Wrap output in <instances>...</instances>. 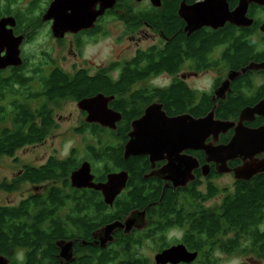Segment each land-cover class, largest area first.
I'll return each instance as SVG.
<instances>
[{"label": "flooded vegetation", "instance_id": "af4514ba", "mask_svg": "<svg viewBox=\"0 0 264 264\" xmlns=\"http://www.w3.org/2000/svg\"><path fill=\"white\" fill-rule=\"evenodd\" d=\"M115 1L111 9L100 14H96V11L101 8L102 2L88 1L89 17L83 25L66 22V31L62 37H57L53 28L61 24V21L53 14L45 17L54 0H0V20L11 18L13 23H8L0 32V57L6 55L9 43H17L21 60L19 65H8L1 69L0 81L5 84L4 80L10 78L14 80L13 86L16 89L21 88L20 81L26 83L22 87L23 94L16 102L18 109L25 111L24 115L18 114L19 122L23 121L24 126L29 123L44 126L48 130L56 124L54 103L71 101L77 106L79 100L99 94L108 98L107 108L119 116L115 128H111L100 121H88V113L77 106L76 125L71 128L79 137L76 146L70 147L66 156L61 158L54 155L44 158L41 155L37 158L42 160L38 164H21L16 175V189L21 194L17 205L33 197L37 202L29 207L46 208L54 200L51 192L55 189L61 201L58 208L63 212L59 223L63 224L67 233L57 241L72 242L73 254H70L69 260L61 258L55 243L57 241H54L56 252L50 254L43 253V246L42 251L38 250L33 255L26 254L25 247L16 248L11 254H0L6 264H126L130 263L126 254L133 253L143 264H155V255L172 245L183 244L186 250L192 252L185 242L187 226L183 227L181 221L196 217L193 209L198 205L199 199L189 201L190 198L184 197L191 190L188 185L195 182L196 193L210 194L202 205L210 203L205 207L220 223L226 218L224 204L236 193L238 184L253 182L264 175L257 173L249 180L237 179L233 171L244 163L240 157L228 159L226 166L229 171L220 172L215 161H205L203 150L187 149L179 155H190L198 161V166L192 170L194 179L184 187H174L172 181L165 179L161 171L167 165L166 154L152 162L149 154L125 158L123 152L132 122L140 118L150 106L160 107L159 111L170 117L183 114L206 115L214 108L215 115L221 113L234 116L227 119L215 118L237 123L245 108L264 101V31L260 28L264 21V7L260 6V11L250 13L249 7L259 5H249L247 16L253 20L249 27L226 22L216 29L203 26L187 33L186 22L179 10L183 4L192 5L199 0H159L157 3L153 0ZM173 1L174 6H171ZM238 1L227 0L228 9L237 7ZM66 12L71 13L70 9ZM91 14L95 15L92 17ZM257 21L256 27H253ZM199 32L211 41L203 43ZM110 35H114L111 57L103 63L102 59L96 58L97 54L89 56V51H98L104 38ZM235 43L248 47V59L240 61L241 50L238 52ZM173 44H176L178 56L175 62L166 64L165 59ZM251 63L262 64L263 67L248 69L239 74L230 81V87L223 98L216 99V91L227 79L229 71H238ZM56 72L68 83L78 79L77 77L93 82L105 80L113 90H91L77 100L73 97L56 98L48 92V82ZM133 72L131 81L123 86L119 85L128 79L126 74ZM200 80L209 81L206 88L197 86ZM173 85L186 91L179 95L177 101L168 99L166 94ZM0 87L3 91L0 94L4 96L0 100L1 109V106L8 107L11 98L6 99L3 94L5 85L0 83ZM12 117L0 122V126L10 125ZM70 117L68 115V119ZM45 119L47 123L44 124ZM243 126L248 129L264 127V115L255 114L250 121H244ZM233 134L235 130L230 128L217 134V139L209 135L206 142L214 147L227 145ZM45 142L46 136L41 142L24 144L19 149L42 147ZM254 158L264 159V152ZM51 159H73L76 166L64 175L62 170L49 165ZM83 162L89 163L92 175L90 183L96 185L106 183L110 174L123 171L127 173L125 187L120 189L110 204L105 203L101 190L72 185L71 173ZM206 164L207 170L203 173L202 167ZM40 168H43L41 173L44 174V179L33 182L26 178L32 169ZM220 182L222 184L218 186ZM25 184L32 189L23 194ZM135 190L140 191L139 196L135 195ZM166 191L171 195L169 203L153 200V195L160 193L161 197ZM98 211L105 212L109 221L102 224L97 216ZM142 211L145 213L139 227H132L127 233L124 229H116L113 240L106 247H101L97 240L104 225L114 221L124 222L132 213ZM89 225L91 227L86 228ZM230 235L231 232L225 238H230ZM148 241L157 242L153 263L140 252V247ZM131 243L133 246L128 248ZM235 253L217 248L209 254ZM197 254L201 253L197 251ZM257 260L259 264H264L263 260Z\"/></svg>", "mask_w": 264, "mask_h": 264}, {"label": "water", "instance_id": "95a60500", "mask_svg": "<svg viewBox=\"0 0 264 264\" xmlns=\"http://www.w3.org/2000/svg\"><path fill=\"white\" fill-rule=\"evenodd\" d=\"M88 1L91 0H54L52 5L46 11L45 17L53 14L61 21L54 29L57 37H62L66 31V22H77L83 25L86 18L89 17ZM94 1V0H93ZM102 6L96 11V14L104 13L106 9H111L115 0H100ZM157 3L159 0H153ZM251 3L264 7V0H239L237 7L233 10L228 9L227 0H199L192 5L183 4L180 8V15L186 22L185 31L190 33L203 26L218 28L226 22L236 26L249 27L253 20L247 16L248 7ZM70 9L71 13L66 11ZM95 14H91L93 17ZM11 19V18H10ZM9 18L0 20V32L8 23L13 24ZM264 20V19H263ZM82 27V26H80ZM261 30L264 31V21L261 24ZM9 34V33H8ZM1 35V33H0ZM9 35H7V40ZM10 44V43H9ZM7 45L8 49L4 57H0V70L8 65H19L21 63L17 43ZM262 64L251 63L238 71H229L228 77L223 81L216 91V99L223 98L230 87V81L244 73L248 69H259ZM108 98L99 94L88 99H81L77 102L79 109L88 113V121H100L107 127L115 128V123L119 116L107 108ZM160 107L153 105L148 107L140 118L132 122V129L128 133V141L124 149V157L130 155L149 154L150 160L162 158L166 154L167 165L161 169L163 177L172 181L174 187H184L194 179L192 170L198 166V161L190 155L179 153L187 149H200L205 152V161H215L217 170L227 172L226 166L228 159L240 157L244 163L234 169L237 179L249 180L257 173H264V159L254 158L256 155L264 152V127L248 129L243 126L244 121H250L255 114L264 115V101L254 107L245 108L239 115L237 123L228 120L215 118L214 108L206 115L194 117L189 114L178 116H167ZM234 128L235 134L230 143L222 146H212L207 143L209 135L217 139V134ZM253 158V159H252ZM248 159V160H247ZM88 162H83L79 168L71 173V183L76 187H93L101 190L105 203L110 204L114 197L125 187L126 172L114 173L108 175V180L104 184L90 183L92 175ZM203 173H206L207 164L202 167ZM144 211L134 212L128 216L124 222L114 221L104 225L101 228L99 240L101 247L113 240V232L116 229H124L127 233L132 227H139ZM61 258L70 259L73 254L72 242L59 240L55 242ZM196 251H188L183 244L172 245L161 250L155 255V264H191L197 260ZM0 264H6L0 257Z\"/></svg>", "mask_w": 264, "mask_h": 264}, {"label": "trees", "instance_id": "16d2710c", "mask_svg": "<svg viewBox=\"0 0 264 264\" xmlns=\"http://www.w3.org/2000/svg\"><path fill=\"white\" fill-rule=\"evenodd\" d=\"M174 6V1L171 3ZM249 11L255 12L260 11V6L249 7ZM258 21L253 24L256 27ZM232 33V29H230ZM200 40L207 44L211 41L201 32ZM174 42V41H173ZM176 45V44H175ZM173 44L172 48H169V56L165 59L166 64L175 62L178 56V51ZM238 47V52L241 50V57H239L241 62L249 58V49L241 46L239 43H235ZM238 58V59H239ZM133 73H128V79L125 82H121L119 85H125L128 81H131ZM68 83L57 72L51 76L49 83V94L56 98L61 97H73L76 100L83 95H87L91 90H102V91H112L111 85L108 81L103 80L102 82L86 81L81 77ZM0 83L4 86L5 98H11L8 102V107H2L0 109V122L7 118H11V124L0 126V155H5L11 157L14 155L15 151L19 149L24 144H29L32 142L40 141L46 136L47 128L44 126H34L29 123L25 125L23 121L18 120V114L24 115L25 111H22L17 106L16 102L23 94L26 85L25 81L19 82L21 88H15L14 80L8 78ZM99 88V89H98ZM1 93L3 92L0 87ZM186 91L180 88L178 85L171 86V88L166 92L168 99L177 101L176 99L179 95L185 94ZM0 94V100H2ZM182 97V96H181ZM173 105H176L175 103ZM19 110V112H18ZM21 112V113H20ZM196 117L204 116L203 114H193ZM218 118L227 119L229 117H234L232 115L216 113ZM47 120H44V124ZM50 166H54L55 169H60L66 173H69L71 169L76 166V161L73 159L66 161H56L51 159L49 162ZM43 168L38 170H31L26 178L29 181L39 182L44 179V174L41 173ZM17 179H14L12 183H0V189L5 191H11L16 187ZM196 183L191 182L188 186L191 187L185 198H190L189 201H194L195 198L199 199L198 205L195 207L194 212H196V217H188L182 220V225L187 226L186 231V245L189 250L198 251L197 261L195 264H215V255L209 254L210 252L218 249H222L227 252H240L242 254L247 252H254L253 254L257 259L263 260L264 263V175H260L253 182H242L238 184L236 193L230 197L224 204L225 206V221L219 223L218 220L214 219L210 214L208 209L202 205L206 201L210 194L206 193H196L195 185ZM195 192V193H194ZM52 198L48 206L42 209H32L29 207L31 204H35L37 201L33 197L21 202L17 206H5L0 205V254H11L13 250L19 247L26 248V254H35L38 250H43L41 247H45L43 250L44 254H50L56 252L54 246V241L58 238L65 237L67 235L63 224L59 223V220L63 218L62 210L58 208L61 201L58 197L55 189L52 190ZM140 191L135 190V195L139 196ZM160 193H156L152 196L153 200L157 202L169 203L171 200V195L168 191L164 192L161 197ZM160 198V199H159ZM195 204V203H194ZM98 218L102 221V224L109 221L105 212L98 211ZM185 226V227H186ZM87 226L86 228H90ZM229 232L232 233L230 238H225ZM133 243L128 245L131 248ZM127 250V249H126ZM128 251V250H127ZM129 258L130 263L126 264H143L140 258L133 254H126ZM133 260V261H132ZM58 264V263H55Z\"/></svg>", "mask_w": 264, "mask_h": 264}, {"label": "rangeland", "instance_id": "374dc122", "mask_svg": "<svg viewBox=\"0 0 264 264\" xmlns=\"http://www.w3.org/2000/svg\"><path fill=\"white\" fill-rule=\"evenodd\" d=\"M114 35H110L104 38L101 47L98 51L93 49L89 51V56L97 54V59H102L103 63L107 58L111 57L112 54V38ZM151 41H149L150 43ZM209 81L200 80L197 82V86L206 88ZM54 113L56 124L53 128L48 129L46 135L45 145L42 147H28L27 149H17L13 156L7 157L0 155V183H12L16 179L18 168L21 164H38L42 160H37L41 155L45 158L48 155H54L55 157H64L70 147L76 146V140L79 139L77 135L72 131L71 128L76 125L78 108L74 102L71 101H58L54 103ZM68 115L71 116L68 119ZM78 154H81L80 152ZM229 181V180H227ZM222 182L218 184L221 185ZM31 186L25 184L23 186V194L31 191ZM21 194L17 191L16 187L11 191H5L0 189V205L15 206ZM210 205L206 203L205 206ZM157 242L148 241L140 247L141 255L146 256L153 263L154 251ZM216 258L215 264H259L257 258L253 254H242L236 252L235 254H214Z\"/></svg>", "mask_w": 264, "mask_h": 264}]
</instances>
